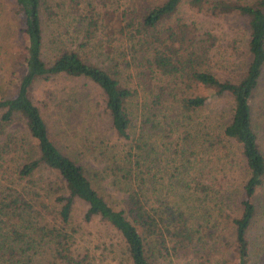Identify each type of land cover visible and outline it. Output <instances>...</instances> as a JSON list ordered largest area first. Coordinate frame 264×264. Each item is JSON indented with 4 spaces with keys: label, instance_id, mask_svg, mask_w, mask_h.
Segmentation results:
<instances>
[{
    "label": "trees",
    "instance_id": "1",
    "mask_svg": "<svg viewBox=\"0 0 264 264\" xmlns=\"http://www.w3.org/2000/svg\"><path fill=\"white\" fill-rule=\"evenodd\" d=\"M10 1L25 44L23 68L0 95V264H37L30 241L81 264L67 244L75 199L84 221L120 234L131 264H264V218L249 233L264 179L252 113L264 0H159L127 17L90 0L85 11L82 0ZM228 15L246 26L239 70L203 18ZM231 67L234 76L215 72ZM55 75L88 87L48 91L50 119L30 93ZM221 97L230 107L217 121L210 109ZM18 120L20 135L8 129Z\"/></svg>",
    "mask_w": 264,
    "mask_h": 264
},
{
    "label": "rangeland",
    "instance_id": "2",
    "mask_svg": "<svg viewBox=\"0 0 264 264\" xmlns=\"http://www.w3.org/2000/svg\"><path fill=\"white\" fill-rule=\"evenodd\" d=\"M90 1L93 3L94 8L100 12L102 9L108 8V10H113L116 14L122 15L124 12L125 17H127L129 13L134 15L141 13L145 6L159 0ZM85 2L86 0H82L80 5V8L84 11L87 7ZM132 7L134 10L129 12V9ZM203 18L206 19L208 24L212 27L213 31L217 35L218 42L221 41L223 44H226L227 48H225V52H233L234 62H237V64H234V67L235 70H239L246 60L245 39L247 32L243 19L234 15L219 16L213 19ZM103 21H105V18H103ZM230 43H234L233 50ZM24 44L25 36L22 31V24L20 20L13 15L11 1L0 0V95H5L10 92L12 86L14 85V79L17 78L23 68L22 56ZM215 72L220 77L234 76L232 67L228 71H219L215 69ZM83 82H85V80L80 78L55 75L47 80H39L35 82L31 88L30 95L32 101L41 107L43 114L46 117L53 119L54 114L49 109L50 107H44V103L47 102L45 99L47 92L53 90L54 95L55 93L60 95L63 91L65 93L68 88L72 86L79 89L88 87V84H84ZM204 91L205 90H203V92ZM229 107L230 101L228 100V97H221L218 100H215L210 110L214 112L215 119L217 120V117L220 115L222 117L223 115L224 117L227 116L224 110ZM252 110L254 120L257 125L258 143L264 151V65L258 88L256 89L252 100ZM8 129L13 133H17V135H20L22 133L21 131L23 130V126L21 121L18 120L11 124ZM165 154L171 157L173 155L170 149L166 150ZM217 158L218 157L215 154V161ZM217 162L219 163L222 161L218 160ZM241 173L242 170H239L238 164L232 162L230 167V177L232 178V183H234V186L236 187L235 194L237 196L240 191L238 182L241 179ZM263 200L264 179L255 197V204L257 206L258 213L257 216H259L257 219L259 220H256L255 225L251 226L249 229L250 237L253 239L256 234L259 233L261 229L260 227L262 226V220L264 218ZM83 209L84 203L75 199L69 224L66 225V230L69 234L67 244L72 257H76L78 259L83 258L81 264H131L130 257L120 234L109 225L101 222L97 217L92 218L90 221H84L82 218ZM52 250L51 242H44L40 245V243L35 244L33 241H30L29 246L26 249V254L34 257L37 264H63L65 262L63 259H54V253H52ZM160 264L169 263L163 261Z\"/></svg>",
    "mask_w": 264,
    "mask_h": 264
}]
</instances>
